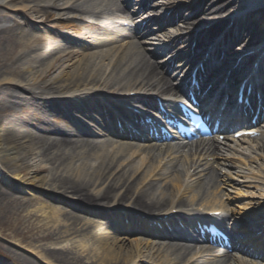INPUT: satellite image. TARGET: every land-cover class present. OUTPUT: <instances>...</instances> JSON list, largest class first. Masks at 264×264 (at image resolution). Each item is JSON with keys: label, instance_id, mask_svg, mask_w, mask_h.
Listing matches in <instances>:
<instances>
[{"label": "bare ground", "instance_id": "1", "mask_svg": "<svg viewBox=\"0 0 264 264\" xmlns=\"http://www.w3.org/2000/svg\"><path fill=\"white\" fill-rule=\"evenodd\" d=\"M4 1L5 4H3ZM93 1L95 0H2L0 2V7L16 3L17 8L12 11V15L22 16L28 27L32 26L40 31L42 25L51 24L52 32L58 31L63 34L66 43L70 45L66 50L59 52L57 58L51 63L45 61L55 49L60 47V44L47 49L37 61L38 66L45 65V68L39 69L36 76L33 73L21 78L18 72L12 71L14 80L0 83V162L1 164L11 163V174L14 178L27 179L26 185H30L28 191L32 193L31 201L40 203L37 211L13 214L12 221L20 223V228L26 231L25 240L53 244L52 248L41 249L38 252L40 260L46 264H87L76 256L71 257L75 254L73 253L75 250L85 254L86 260L90 261L89 264H142V259L152 264H178L179 258L171 260L164 255L160 260L152 255H144L142 249L150 247L153 243L144 238L165 240L166 236L156 233L154 229L149 231L137 227L139 223H145L144 220H137V217L144 216L145 219H154L167 215V221H171L178 216L177 214L170 215L173 210L186 217L197 214L194 208H203L204 211L218 210L217 195L227 186V178L219 175L222 170L229 169L223 167V169L214 170L210 164L201 165L189 158L183 159L174 155L166 157L160 151H156L158 154L149 158L150 152L147 154L145 150L136 146L129 147L126 143L118 145L110 143L106 147L101 145L99 138L102 137L103 128L106 127L102 118L109 117L111 109L118 111L121 103L134 101L132 98H125L124 94L156 93L166 96L173 91V87L170 78L164 75L167 68H171L168 59L163 61L165 67H158V62L155 61V64L151 60L152 57L145 54L137 45L134 28L124 27L126 23H129L126 9L124 8L121 12V18L107 17L108 11L112 8L109 4L112 0H101L103 4H99L100 6L98 4L94 6ZM230 1L236 6L231 7L228 3L217 5V0H191L185 7L186 5H178L181 0H170L162 7L163 10H159L161 8L156 1L151 0L150 7L159 10L156 12L163 11L158 14L163 21L168 23H173L174 20L171 15H168L169 10L177 9L176 13H178V19L181 20V26L195 27L198 24H206L207 21H211L215 16H219L230 8V10L233 8L235 12H240V9L245 8V0ZM248 1L250 5L258 6L264 0ZM129 2L130 0H127L125 3L129 4ZM88 5L92 7L89 8ZM187 8L195 9L194 13L199 15L198 18L188 21V18L184 16V10L187 12ZM103 19H108V26L100 24L99 20ZM244 19V21L234 20L232 27L221 40L224 44V52L225 48L230 49L234 43H238V48L234 50L236 52L240 48L251 46L256 36L262 37L260 34L264 32V7L250 12ZM94 21L99 22V25L93 26ZM222 24L224 22L216 23L210 29L203 30L198 36L200 38L196 40L197 45L209 46L208 56L203 61L204 68L200 73L204 84L202 87L208 85L212 79V71L222 69L226 61L229 62V55L220 58V51L223 48L214 44L212 40ZM20 27V24L15 23L12 26L0 28V43L3 41L2 38L12 31L21 30ZM250 28H252V34H249ZM46 33L44 34L46 37H53L51 32ZM145 33V30H142L138 34L145 35ZM193 36L194 33H187L176 38L182 39L184 52L188 50ZM44 38L45 36H40L35 39L34 44H37L35 46L41 44ZM31 46L28 45L26 48H30L28 49L30 51ZM105 47L107 50H103ZM182 49L179 50L181 53ZM262 63L264 64V60ZM209 67L212 71H209ZM259 67L264 71V65L260 64ZM211 85L213 91L216 85L215 83ZM56 94L59 98L50 97ZM261 101H264V95ZM255 104L256 102H253V107ZM67 106L79 108L83 113L92 110L95 114L92 126L82 128L78 132L71 125V123L77 125L78 121L74 120L70 126L53 131L57 136L54 142H47L46 138L41 135V133H49V129L45 127L40 128L38 134H29L25 127L29 121V112L35 114L37 110H44L48 112L49 117H54ZM225 108L226 113L228 106L226 105ZM77 135L84 136L86 140L73 139ZM122 135L126 134L122 133ZM84 145L86 149L89 148L86 161H93L94 165H89L88 161H85L86 163L84 162L81 167L76 168L73 175H58L53 178L47 186L49 194L41 191L44 188L42 179H39L42 170L27 166L29 162L27 159L30 160L28 148L30 146L36 148L40 159L50 161L60 167L64 165L63 163L73 160L77 149ZM97 152L104 153V155L100 157ZM137 155L142 158L135 159L134 156ZM254 165L253 162L248 165L249 172H245L243 168L235 164L231 167L245 182L249 183L252 189L261 193L258 197L262 200L255 202L254 206L263 207L264 179L257 177L256 174L263 175L264 172L262 174L259 171L260 167ZM35 180L38 181V185L35 184ZM201 183L202 185H199ZM238 185L243 188L241 183ZM14 187L11 183L10 193L0 194L1 199L14 200ZM35 188L40 190L37 191ZM202 188L205 190L202 191ZM61 197L71 199L72 202ZM247 205L249 206L244 202L242 204L246 210L249 209ZM65 208H68L69 212L65 213ZM118 210L130 212L125 211L126 217L119 216V222ZM249 210L254 211L255 209ZM64 213L68 216L72 227L78 226L80 219H84L78 214L95 218L96 224L100 222L99 220L104 221L98 223L101 224L98 225L100 226L98 230L89 228L86 235L79 236L70 251L63 245L66 243L63 234L66 232L51 233L42 225L45 219L52 222L54 226L57 225L61 222ZM247 214H239L243 221H248L249 225L246 228H251L247 229L251 230L249 234L245 230L247 242H254L258 244L259 250H264V228L261 225L264 216L254 219ZM124 219L130 222V229H126L123 225ZM252 229H262L261 236L252 233ZM125 230L137 235L138 238L124 253L123 246L117 244L121 240V236L117 234ZM73 233L76 234V231ZM110 240L113 241L114 246ZM166 244L169 247L173 246L170 243ZM22 262L23 264H37L26 259Z\"/></svg>", "mask_w": 264, "mask_h": 264}, {"label": "rangeland", "instance_id": "2", "mask_svg": "<svg viewBox=\"0 0 264 264\" xmlns=\"http://www.w3.org/2000/svg\"><path fill=\"white\" fill-rule=\"evenodd\" d=\"M2 0H0L1 2ZM124 0H112L109 4L112 5L114 9H119V7L122 6ZM156 1L157 5L159 6V10H163L162 7H164L167 3H169L170 0H154ZM182 2H189V0H181ZM228 0H217V5L220 3H225ZM92 3H94V6H100L103 4L101 0H95ZM5 4V1L4 3ZM100 4V5H99ZM262 6L264 7V1L262 3ZM88 7H92L88 5ZM17 8L16 3L8 4L6 7H0V28L3 27H9L14 25L15 23H18L21 25V30H15L9 33L8 36H5L2 38V42L0 43V83L3 82H11L14 80V75H12V71H16L19 73L20 77L23 78V76L28 77L30 74L34 73V76H36L39 72V69H44L45 65H42L41 67L38 66V58L46 52L47 49L52 48L55 45H59L60 47L58 49H55L53 54H51L47 60L46 63L53 62L56 58L59 52L66 50L70 47L68 43H66V38L63 34H61L58 31L52 32V29H50L51 24L47 23V25H42L41 30H37L34 27L30 26L28 27L25 25L24 18L20 15H12V11ZM152 9V7H151ZM157 10V11H159ZM195 9L189 8L188 11L192 13ZM52 12V11H51ZM163 12V11H161ZM160 13V12H159ZM118 13L116 12V15ZM1 15H6L2 17ZM199 15H195L193 17H188V21H192L194 19H197ZM62 22V20H60ZM105 22V21H103ZM51 30V31H50ZM51 32L53 37H46V32ZM249 34H252V29H249ZM40 36H45V40L39 44L38 46H35L37 44H34V40L37 39ZM64 40V41H63ZM238 44V43H237ZM31 46V50L29 51L26 48L27 46ZM37 48V49H35ZM103 50H107V47L103 48ZM157 60V58H156ZM29 72V73H27ZM64 83V80H63ZM63 85V84H61ZM58 97L56 95H52L50 97L55 98ZM59 98V97H58ZM61 100V98L59 99ZM134 104V103H131ZM63 110V111H62ZM88 112V111H86ZM83 112H80L79 108L67 106L64 109H61L55 115L54 117H49L48 112L44 110H37L36 113L31 114L29 117L28 123L25 125L27 131L30 135H35L40 133L39 130L42 127L48 128L49 133H41L43 137L46 138L47 142H54L57 138L55 133L53 131L57 128H64L67 126H70V123L74 120H77L78 123L75 126L71 123L74 130H77L80 132L82 128H86V126H89L90 119L88 117V113L86 114ZM83 114V115H82ZM53 121V122H52ZM55 123V124H54ZM57 125V126H56ZM73 139L77 141H83L86 140L83 137L77 135L74 136ZM105 145L106 143L103 142ZM84 147V148H83ZM83 147H80V149H77L75 152V158L73 160L67 161L63 163L64 165L60 166L55 165L51 163L50 161H43L38 157L39 151L30 146L28 148L29 150V159H27L28 165L31 168H39L42 170V173L39 174V179H42V184L44 185L43 192L48 193L47 186H49L51 180L58 175H73L76 171V168L81 167L82 164L86 161V154L89 148L86 149V145ZM105 147V146H104ZM106 149V148H105ZM93 153V152H90ZM99 152H97L98 154ZM100 157L104 155V153L98 154ZM106 155V154H105ZM135 159L138 160L142 157L140 155L134 156ZM89 165H94L93 161L87 160ZM86 161V162H87ZM85 162V163H86ZM142 162V161H141ZM259 163L262 162L260 160H256V166L260 167V171L263 174L264 167L259 165ZM262 167V168H261ZM245 169H247L245 167ZM262 169V170H261ZM257 177H260L264 179V174L259 175L256 174ZM0 194H6L10 193V184L12 183L14 187V201L9 199H1L0 195V264H23V260H31L37 264H46L42 260H40V257L38 255V252L41 249H48L52 248L53 244L51 242H36L34 240H25L26 237V231L23 230V228H20V223H16L15 221H12L13 214H21L24 212H28L31 210H36L40 206V203L31 201L32 199V193L28 191V187L30 185H26V180L23 179L20 180L19 178H14L11 174V163L3 162L1 164L0 162ZM163 183H165V180H163ZM35 184L38 185V181L35 180ZM35 190H40L36 189ZM28 191V192H27ZM34 192V189H33ZM240 193V194H239ZM236 194V199L234 200L235 204V211L237 213L235 216L240 212H247V215H250L254 219L259 218L261 215V212L263 211V207L254 206L255 202H258L262 200V198L258 197V191L256 189H252L251 186H249L247 183L243 184V188H241L240 192ZM56 195V194H55ZM58 196V195H57ZM65 200L71 201V199H68L66 197H61ZM243 202L247 205L249 209H255L253 210H246L244 211L241 207ZM262 202V201H261ZM253 204V206H252ZM252 206V207H251ZM64 207V206H63ZM260 207V208H259ZM102 208H100L101 210ZM242 209V210H241ZM65 213L69 212L68 208H65ZM37 211V210H36ZM62 214L61 222H59L57 225H53L52 222H49L48 220L42 221V225L49 231V232H55V233H65L63 234L65 236L64 240H66V243H63L64 247H67V250L72 251L70 248L74 247L75 241L78 240L79 236L86 235L89 228L93 230H98L101 224L104 220H99L100 222L95 223V218H92L91 216H84L82 214H78L84 217V219H80L79 225L72 227V224L68 220V216ZM121 216H124V213L119 212ZM110 214V213H108ZM238 216V215H237ZM103 219V218H101ZM244 224L249 225L248 221ZM125 225L127 228L129 227L128 223L126 222ZM102 227V226H101ZM76 231V234L73 233V231ZM162 233V232H161ZM117 235L121 236L120 242L117 244L122 247V251L125 253L130 247V245L134 242L135 239L138 238L137 235L133 233H129L126 230L120 231ZM63 236V237H64ZM145 240H149L150 242H153L150 247L143 248L142 252H144V255H152L154 258L162 259L164 255L168 252V246L163 241L165 240H156V239H150V238H144ZM110 243L114 246L113 241L110 240ZM154 247V248H153ZM153 248V249H152ZM37 249V250H35ZM152 249V250H151ZM72 253V252H71ZM75 253L71 257H78L79 260H81L83 263L89 264L90 261L86 260V255L81 254L80 251H73Z\"/></svg>", "mask_w": 264, "mask_h": 264}]
</instances>
